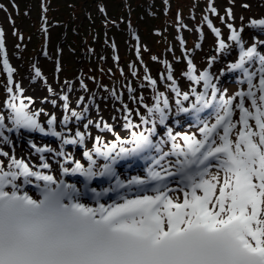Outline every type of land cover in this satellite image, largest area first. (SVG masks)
<instances>
[{
    "label": "rangeland",
    "instance_id": "374dc122",
    "mask_svg": "<svg viewBox=\"0 0 264 264\" xmlns=\"http://www.w3.org/2000/svg\"><path fill=\"white\" fill-rule=\"evenodd\" d=\"M111 1L114 10L109 0H0V175L16 173L21 163L36 178L59 180L73 172L77 186L83 185L79 176L90 179L98 191L127 186L98 198V205L132 194L146 198L152 195L140 191L141 169V175L114 169L135 162L132 154L117 156L139 145L138 168L148 167L158 151L163 162L176 167L185 150L196 147L202 131L210 138L207 131L218 128L222 111L216 107L223 99L234 109L254 102L258 111L249 114L254 124V116L264 111V0ZM97 3L96 21L86 22ZM133 5L137 12L126 17ZM119 29L130 30L128 41L124 35L118 36L123 41L114 37ZM94 38L100 51L92 54ZM240 53L244 55L238 58ZM252 70L257 88L246 96V74ZM237 86L241 92H234ZM229 90L232 96L223 94ZM207 107L213 111L200 115ZM180 111L197 121L178 119ZM236 115L230 119L235 123ZM245 122V133L255 135ZM156 132L158 139L154 136L148 145ZM213 134L212 146L221 147L222 133ZM199 149L193 150L195 156ZM248 152L243 155L258 164L254 157L261 153L250 144ZM103 173L108 185L103 178L93 180ZM261 176L250 187L264 192ZM172 185H167L171 191ZM247 195L248 211L264 234V200L260 204L255 191Z\"/></svg>",
    "mask_w": 264,
    "mask_h": 264
},
{
    "label": "bare ground",
    "instance_id": "6f19581e",
    "mask_svg": "<svg viewBox=\"0 0 264 264\" xmlns=\"http://www.w3.org/2000/svg\"><path fill=\"white\" fill-rule=\"evenodd\" d=\"M240 54H238L237 56H239ZM243 55L244 54H242V56ZM262 63H264V61ZM260 65L261 64H259V66ZM260 69L262 70L261 77H263V79H264V67L263 68L260 67ZM251 72H252V74H246V76L248 77V78L247 77L246 78L248 80L252 77L251 83L246 84V86L253 85V87L257 88V81L255 80L256 70H252ZM242 82L245 83L243 80H241V83ZM263 84H264V81H262V85ZM240 88H241L240 86H237V88L234 89V92L236 90L238 92H241ZM262 91L264 92V89ZM223 94H228V96L230 97V96H232L233 92H231V90H229L228 92L227 91L223 92ZM262 101L264 102V100H262ZM216 109L218 110V109H220V107H216ZM263 109H264V104H263ZM156 115H160V114L157 112ZM176 117H178V119H182V120L187 119V121H189L191 123L193 120V117H191V118L188 117V111H180L179 113H176ZM242 117L244 118V115H242ZM240 118H241V115H238V119H240ZM247 119H249V124H250L251 128L256 130V135H253L252 139H254L256 141L255 138H259V136L262 139V135L259 134L258 129L264 130V111H261L259 114L254 116V119L256 121L255 124L253 123L252 118L247 117ZM160 121H162L161 117H159L158 123H160ZM225 121H226V123L228 122V125H229L228 129H231V131H232V139L235 138L234 140L236 141V143L238 145L243 143L244 140L242 139L241 135L244 133V130H240L237 123H235L232 120L226 119ZM258 125H259V127H258ZM208 129H211V127H209ZM235 130H237V131L234 133ZM224 131L228 132L227 129H225ZM209 132L218 133L219 130L213 129L212 131H207V133H209ZM201 133L202 134L199 136L198 139H200L201 141L203 139H205V140H207V142H210L209 139L207 138L208 136L206 134H204L203 131ZM157 134H158V132L154 133V135L152 134L151 138L149 137L148 142H153L155 140L154 136L156 139H158V137H156ZM205 140H203V142H200V144H201L202 148H204L205 150L207 148V150H209V153L205 156L208 158V160H209V157L213 158L214 156H216L222 152V150H220L219 148H212V145H211L212 142H210L208 144V143H206ZM133 145H137V144L133 143ZM174 145L175 144H173V146ZM139 148L140 147L138 145L135 148L129 149V151L127 153L117 156L118 160H120V159H127L128 158L127 156H129V154H132L133 161H135L136 163L133 162L132 163L133 165H132L130 162H124V163H121V165H116L114 167V169L115 170H121L122 169L123 172H125L127 175H131L132 173H136V172L139 175H141L139 171H140V169H141V171H143L144 168H138L137 167L138 166L137 163L139 164L138 161L142 160L140 155H136L137 149H139ZM192 148L195 149V147H192ZM259 148H260V152H261V156H260L261 158H260V160L257 161L258 164H256V169L252 166V164L247 163L248 157L245 158L241 154H237L236 149H234L232 151L233 152L232 156L236 155V157L239 159L238 163L240 164V166L242 164L244 174H252L254 176L255 172L257 171V173H262L264 175V143L263 142H261L259 144ZM167 149H168V151L172 152L171 145ZM186 154L190 155V154H192V151H189L188 149L185 150V152L182 155V158L180 159V162L178 163V170L180 172L179 179L181 181L185 180V176L191 178L192 173L194 171L190 165L189 166L187 165V162L185 160ZM164 159H165V157L162 156L160 151H158L156 154H154L152 159L149 161V165L146 168H149V169L157 168V169H159L161 166V161H163ZM241 161H244L245 163L241 162ZM240 166H239V169H240ZM107 171H108V168L105 169V173ZM195 171L202 173V170H199V169L195 170ZM225 173L230 180L232 172L229 170H226ZM17 176H18V174H17ZM17 176L15 175V173H10L8 175V178H5V177L1 178L0 177V182L5 184L4 188L0 189V195L10 191V189H12L13 186L20 187L19 180H21V178H19V180H16V178H18ZM73 176H74L73 172L69 173L68 175H65L64 178L68 179L67 185L64 183L63 180H61V181L58 180V182H63L67 186L66 188H68V189H69V187L72 188V187L76 186L75 185L76 178L73 179ZM101 178H103V183L108 185L106 175L104 176V173L101 176L97 175V177H94L93 180L98 181ZM78 179H81V181H86L87 183L90 182V179H87L83 176H79ZM43 180H44L43 182H41V180L39 181V184H41L42 188H47L49 185H52L53 182L55 181L51 177H47V176H43ZM225 180L226 179L224 177V174H222L221 171L219 172V171L213 170L207 176H205L203 178V180H201V181L197 180V181H195V183H193V184H196V183L201 184V188L199 190L193 188V186H189L186 189H182V190L177 189L176 191H173V192L169 191V193H166V191L168 190L167 186H164L161 188H160V186H157L154 188V193H150V192L148 193V195H152V196H148L146 198H143V196H145V195L135 194V195H137V197H132V195H133L132 194V195L127 196L125 199H119V200H117V202H114V203L107 205V209L105 211L98 212V213L102 218H106V217L116 216V215L126 213L128 211L136 209L137 214L135 215V217H133L132 219H123L122 218L119 221H117L115 223V225L121 226V227H126L130 230L133 229V230H138V231H144L147 226H150V221L147 220L146 217L148 215L147 212L150 211L149 207H152V205L156 201L155 195L156 194H158L157 196L165 195L166 199H165V202L163 203V205L155 207L154 210L160 212L164 219L165 218H173L174 222L178 224V228H182V227L187 226V224H189L187 222H191L189 225H193L196 223L194 220V216H193L194 206L189 201L190 195H196L198 197L208 198L209 219L212 222V225L215 227L220 226V225H224L223 227L226 229V231L228 233H232V228H235V230L238 234L246 236L244 238V242H246L248 245H250L251 248H253L255 250L258 257L262 260V263H264V234H260V236H258V240L256 243L250 242L249 234L243 229L241 220L238 219L236 216H233V213L239 204H242L243 207L245 206L244 201H243V199L235 201L234 197L228 196L232 193L231 190H228V188L223 189L221 187L223 185V183L225 182ZM172 186H176V185L173 184ZM259 188L260 187H258V186H256L255 188H251V189L248 188L247 193L250 194V191H255V194L259 197L258 202L261 204L262 201L264 200V192L262 190H260ZM226 190H228V191H226ZM186 192L188 193V197H187L186 201H183ZM221 194L223 195V199L222 198H219V199L215 198V197L218 198ZM209 197H210V199H209ZM225 201L227 202V204L224 206ZM255 201L256 200H254V202ZM90 210L99 211L100 208L99 207H91ZM245 217L247 219L251 218L249 216L248 212H246ZM255 228H258L257 224L255 225V227L252 225V233L251 234H255V231H256Z\"/></svg>",
    "mask_w": 264,
    "mask_h": 264
},
{
    "label": "trees",
    "instance_id": "16d2710c",
    "mask_svg": "<svg viewBox=\"0 0 264 264\" xmlns=\"http://www.w3.org/2000/svg\"><path fill=\"white\" fill-rule=\"evenodd\" d=\"M109 1H111V0H109ZM141 1H143V2H147L148 0H141ZM112 2V4H113V6H115V2H113V1H111ZM92 8H94L95 9V6H93ZM137 9H136V5H133V6H131L130 7V10H129V13L128 14H134V13H136L137 11H136ZM138 12L140 13L141 12V9L140 10H138ZM122 30L121 29H119V30H114V32L115 33H120Z\"/></svg>",
    "mask_w": 264,
    "mask_h": 264
}]
</instances>
